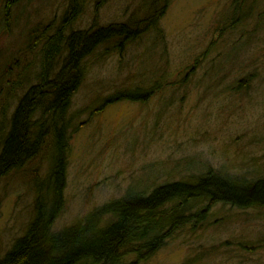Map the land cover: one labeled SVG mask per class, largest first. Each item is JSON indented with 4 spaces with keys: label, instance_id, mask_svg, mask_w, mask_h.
<instances>
[{
    "label": "rangeland",
    "instance_id": "374dc122",
    "mask_svg": "<svg viewBox=\"0 0 264 264\" xmlns=\"http://www.w3.org/2000/svg\"><path fill=\"white\" fill-rule=\"evenodd\" d=\"M4 1L0 0V11ZM98 1H85L75 29L87 28L92 19L101 25L121 22L123 8L132 9L139 0H107L103 5ZM231 2L172 0L161 22L166 57L158 58V64L162 78L173 85L177 81L178 86L153 95L145 104L119 102L93 113L104 97L127 86L123 80L128 72L139 78L138 73L149 64L154 69L156 57L148 45H128L120 55L111 49L105 58L94 55L89 59L83 84L72 99L71 112L80 111L77 123L81 128L70 141L67 203L57 228L71 224L92 207L119 198L126 189L138 191L153 184L185 181L198 174L199 167L242 183L264 175V32L250 33L253 22L260 20L261 29L264 20L248 18L249 33L240 40V31L231 36L216 33L213 20ZM66 8V0H19L14 4L8 30L0 26V64L17 56L25 45L24 37L34 27H57ZM248 35L259 45L250 44L245 54L251 55L243 58L244 66L239 68L243 64L239 58L231 68L228 63L221 81L211 90L205 89L202 78L209 61L217 59L230 42L244 41ZM211 40L212 50L208 49ZM256 46L260 57L252 56L259 52ZM204 52L208 57L200 67L189 68ZM234 59L226 51L216 63ZM16 102L17 96L11 100L7 117ZM42 157L0 182V253L25 229L32 198L28 188L47 169ZM246 173L252 174L248 177ZM212 211L219 216L211 215L207 230L175 236L146 264H264V212L231 211L218 205ZM223 243L226 248L220 247Z\"/></svg>",
    "mask_w": 264,
    "mask_h": 264
},
{
    "label": "trees",
    "instance_id": "16d2710c",
    "mask_svg": "<svg viewBox=\"0 0 264 264\" xmlns=\"http://www.w3.org/2000/svg\"><path fill=\"white\" fill-rule=\"evenodd\" d=\"M18 1H4L0 11L3 30H8L12 7ZM66 1L67 8L57 27H34L24 37L21 44L25 45L18 49L17 56L9 55V60L0 64V182L41 154L47 165L43 178L32 179L28 188L32 198L23 235L0 253V264H146L175 236L207 230L211 215L219 216L217 211L212 213L217 205L231 211L264 212V175L242 183L224 173L201 171L199 167L198 174L185 181L153 184L138 191L126 189L119 198L90 208L71 224L56 227L67 203L70 141L81 128L77 123L80 111L71 112L72 99L83 84L89 59L94 55L105 58L111 49L120 55L128 45L135 44L148 45L156 57L153 70L149 64L138 73L139 78L128 72L123 80L128 87L123 86L102 100L98 98L101 102L93 113L119 102L145 104L153 95L178 86L177 81L173 85L162 78L158 64L159 59L166 57L162 53L166 42L161 22L172 0H139L121 22L94 28L98 22L92 19L85 29H75L74 24L86 0ZM106 1L97 3L103 5ZM260 6L264 7L262 0H232L224 13L215 16V32L231 36L240 31V40L249 33L248 18L264 20V8L252 11ZM253 23L250 33L264 32V26L258 29L262 26L260 20ZM239 40L230 42L217 59L209 61L202 78L205 89L221 81L228 63L231 68L238 58L242 62L243 58H250L251 53L245 54L250 44L259 45L250 35ZM213 43L211 40L208 49L215 47ZM256 47L259 52L252 56L260 57L261 50ZM226 51L235 59L217 66L216 61L223 59ZM207 54L197 57L189 68L198 69ZM136 55L131 54L132 58ZM243 66L244 62L239 68ZM16 96L17 102L7 117V109ZM247 174L249 177L252 173ZM223 246L224 243L220 245Z\"/></svg>",
    "mask_w": 264,
    "mask_h": 264
},
{
    "label": "bare ground",
    "instance_id": "6f19581e",
    "mask_svg": "<svg viewBox=\"0 0 264 264\" xmlns=\"http://www.w3.org/2000/svg\"><path fill=\"white\" fill-rule=\"evenodd\" d=\"M123 9H124V11L122 12L123 16H127V15H129V14L133 11V8L130 9L129 6H126V7H124ZM101 26H102V25L98 23L97 25L94 26V28H99V27H101ZM22 235H23V234H22ZM22 235H20L19 237H22ZM19 237L15 238V239H18ZM19 239H20V238H19ZM13 244H14V242H11L10 246L8 247V249H10V247H11ZM6 250H7V249H6ZM6 250H5V251H6Z\"/></svg>",
    "mask_w": 264,
    "mask_h": 264
}]
</instances>
